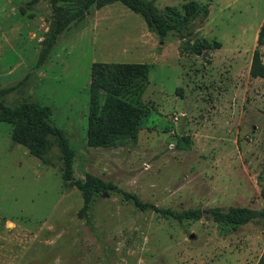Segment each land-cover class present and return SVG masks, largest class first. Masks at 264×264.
I'll list each match as a JSON object with an SVG mask.
<instances>
[{
    "label": "rangeland",
    "instance_id": "374dc122",
    "mask_svg": "<svg viewBox=\"0 0 264 264\" xmlns=\"http://www.w3.org/2000/svg\"><path fill=\"white\" fill-rule=\"evenodd\" d=\"M84 1L0 0V90L10 89L0 110L50 107L74 152L73 180L90 174L141 203L200 213L178 221L120 193L83 194L62 178L55 137L43 162L0 122V264L264 260V79L250 74L264 0H148L160 12L207 7L187 32L163 38L118 1L82 10ZM201 39L209 46L192 50ZM259 54L264 64V45ZM94 63L148 66L144 88L126 96L144 113L137 138L114 149L86 143ZM179 138L189 149L176 147ZM216 208L263 215L220 226Z\"/></svg>",
    "mask_w": 264,
    "mask_h": 264
},
{
    "label": "trees",
    "instance_id": "16d2710c",
    "mask_svg": "<svg viewBox=\"0 0 264 264\" xmlns=\"http://www.w3.org/2000/svg\"><path fill=\"white\" fill-rule=\"evenodd\" d=\"M104 0H85L82 10H87L95 2ZM112 1V0H107ZM142 16L148 27L160 38H163L167 30L179 34L187 32L186 26L197 18H204L208 14L206 6L199 5L195 1L183 5L181 14L177 9L166 7L160 12L153 1L148 0H115ZM80 10V13H82ZM70 16L67 23L72 19ZM58 27L50 37L51 44L61 31ZM190 41V40H189ZM264 45V20L257 33L256 48L253 51L250 74L252 77L264 79V64L261 62L259 47ZM209 46L204 39L195 40L190 45L192 50L199 52L203 47ZM148 80V66L146 64H104L94 63L91 67V83L89 89L88 126L86 143L89 147H101L114 149L121 144L132 142L137 138L142 119L143 110L126 99L132 90L144 88ZM10 89L0 90V96L8 93ZM52 110L48 106H41L36 102L24 103L11 109L3 107L0 110V122L11 126V139L26 148L30 153L46 162V156L50 150L48 137L57 139L63 163L62 178L70 186L77 188L83 194L102 196L107 192H116L123 195L126 200L145 210L153 211L165 216H170L178 221L199 214V210H188L175 213L170 210L141 203L136 195L128 194L111 182H103L93 175H86L84 180H73L72 164L74 152L71 149L64 132L57 129L49 122ZM29 133L35 135L30 138ZM176 147L181 150L189 149V141L179 138ZM209 214L220 226H230L247 222L259 212L230 208L228 211L211 209ZM258 264H264L260 260Z\"/></svg>",
    "mask_w": 264,
    "mask_h": 264
},
{
    "label": "water",
    "instance_id": "95a60500",
    "mask_svg": "<svg viewBox=\"0 0 264 264\" xmlns=\"http://www.w3.org/2000/svg\"><path fill=\"white\" fill-rule=\"evenodd\" d=\"M190 239H193L194 238V236L193 235H190V237H189Z\"/></svg>",
    "mask_w": 264,
    "mask_h": 264
}]
</instances>
